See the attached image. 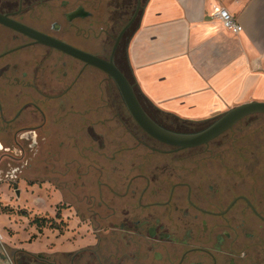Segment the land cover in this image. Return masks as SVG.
I'll list each match as a JSON object with an SVG mask.
<instances>
[{"label":"flooded vegetation","instance_id":"flooded-vegetation-1","mask_svg":"<svg viewBox=\"0 0 264 264\" xmlns=\"http://www.w3.org/2000/svg\"><path fill=\"white\" fill-rule=\"evenodd\" d=\"M41 2L47 4L48 0H31L29 4L33 7ZM117 3L122 14L129 13L130 0ZM136 5L134 0L130 18ZM5 6L0 13L10 14L12 19L27 25L21 4ZM50 14L47 7L38 18L45 20ZM68 14L63 15L66 21ZM60 30V26L52 24L50 33L44 34L54 37ZM39 46L0 25V153H5L6 160L12 161L10 153L22 157L25 142L36 146L38 141L58 139L56 122H48L42 108L56 115V99H64L61 107L72 101L70 93L88 78L84 71L92 68L78 61L82 68L73 81L59 96H53L51 87L56 88L55 81L51 79L48 83L41 78L42 66L47 65L36 55L34 48ZM62 75L66 78L68 74L64 71ZM40 98L54 99V104ZM25 99L29 100L22 103ZM36 116L41 117V122L34 125ZM95 129L89 124L71 128L75 136L68 141L78 145L80 141L88 142L90 136L99 154L98 147L103 144L99 143L101 136ZM43 131L48 136L39 139L37 133ZM241 131L238 128L233 132L236 135ZM222 135L188 149L168 146L149 137V141L168 150L143 144L150 152V159L125 189L107 186L105 191L97 189L96 195L90 196L97 198V202L92 199L88 207L103 211L95 219L99 224H107L108 231L103 229V234L93 231L91 238L82 239L83 246L55 252L50 261L40 260L42 264H264V140L245 142ZM191 150L195 151L191 156L193 169L185 177L183 163L187 160L176 155ZM154 156L160 160L154 161ZM6 165L10 167L9 163ZM20 167L12 168L11 173L20 172L24 165ZM3 171L0 169V181ZM69 195L75 196L73 192ZM68 207L74 209L71 203ZM57 216L60 218L61 214L56 208L55 218L59 219ZM57 234L60 235L58 231Z\"/></svg>","mask_w":264,"mask_h":264},{"label":"rangeland","instance_id":"rangeland-1","mask_svg":"<svg viewBox=\"0 0 264 264\" xmlns=\"http://www.w3.org/2000/svg\"><path fill=\"white\" fill-rule=\"evenodd\" d=\"M134 26L135 23L120 41L114 57L115 62H120L121 53ZM107 29V25H99L89 34L91 41L104 44L102 52H99L93 44L86 43L85 33L77 35L76 40L72 39V41L108 59L118 35L116 38L111 37ZM34 50L38 58L43 59L47 65L42 66V80L49 83V80L53 79L56 88L52 85L51 89L54 90L51 95L59 96L73 81L82 64L53 49L39 46ZM63 64L66 65L64 68ZM71 69L74 71L71 72ZM64 71L68 74L65 79L62 75ZM84 75L88 78L79 82L75 90L70 93L73 97L72 101L61 107L60 104L65 103L64 99L62 101L56 99L55 103L58 107L56 115L41 106L47 115V121L56 122L57 130L60 132L57 140L38 141L36 146L25 142L23 156L10 153L12 161L6 160L5 153H0V163H2L0 169L5 172L2 174L0 184H7L9 189L0 191V264H42L40 260L52 259L50 253L55 251L57 246L60 249L65 244H77L83 238H91L93 231L100 234H103V229L108 231L107 224H99L95 219L103 211L92 205L91 208L88 207L90 206L88 202L92 199L97 202V198L90 196L96 195L97 189L105 191L104 189H108L107 186L125 189L128 181L138 174L144 163L150 159V152L144 145L161 151L168 150L148 140L149 136L132 120L116 86L104 73L87 68ZM28 100L25 99L22 103ZM40 100L54 104V99L52 101L48 98H40ZM139 100L157 122L173 128L175 132L191 133L206 126L204 124L188 126L170 117L157 115L142 99ZM36 118L34 125L41 122V117L36 116ZM83 124L93 125L101 136L98 141L103 145L98 147L99 154L96 146L91 143L90 136L88 142L80 141L78 145L68 141L75 136L73 135L75 131L71 128ZM238 128L242 131L234 135L236 132L233 131ZM37 135L39 139L48 136L47 131ZM222 137L241 138L245 142L247 139L264 140V115H252ZM194 153L195 151L191 150L176 155L177 158L184 157L183 159L187 160L183 163L182 174L185 177L189 176V171L193 169L191 156ZM152 159L158 161L160 157L154 156ZM6 163H9L10 167ZM22 164L24 167L20 172L11 173L12 168L20 167ZM23 178L24 182L21 181ZM71 192L75 196L71 197L69 195ZM70 203L74 209L68 207ZM56 208L61 214L59 219L55 218ZM36 218H45L56 227L63 228L64 236L57 239L60 237L56 235L57 231L48 228L39 234L36 226L32 224ZM89 222L94 224L91 225ZM33 236L35 238L31 239Z\"/></svg>","mask_w":264,"mask_h":264},{"label":"crops","instance_id":"crops-1","mask_svg":"<svg viewBox=\"0 0 264 264\" xmlns=\"http://www.w3.org/2000/svg\"><path fill=\"white\" fill-rule=\"evenodd\" d=\"M30 1L0 0V9L21 4L29 27L50 33V26L57 24L61 30L54 38L101 56L72 39L85 33L86 43L104 51V44L91 41L89 34L107 25L110 0H48L33 7ZM140 1L135 26L115 64L155 114L182 123L209 124L236 106L264 103V0ZM47 7L51 14L39 20ZM78 8L88 13L84 17L88 19L64 20V14ZM220 9L235 18L242 28L239 34L220 25L216 16ZM2 189L9 190L7 184H1ZM84 244L80 240L60 249L56 245L50 254Z\"/></svg>","mask_w":264,"mask_h":264},{"label":"water","instance_id":"water-1","mask_svg":"<svg viewBox=\"0 0 264 264\" xmlns=\"http://www.w3.org/2000/svg\"><path fill=\"white\" fill-rule=\"evenodd\" d=\"M136 1V9L115 39L108 59H103L73 47L52 36L41 33L12 19V15L10 14L0 13V25L26 36L32 40L34 44L54 49L86 66L95 68L104 73L116 86L127 112L136 125L149 137L165 145L176 147L178 149L194 148L219 137L246 117L256 114L264 115V103H246L228 110L223 115L210 122L203 129L191 133L175 132L154 121L142 107L134 85L130 83V81L118 69L114 60L120 41L128 33L138 18L140 12V0ZM86 16H88V13L82 8H78L68 14L67 18L68 20H73L75 18H84ZM16 194H18V192H16Z\"/></svg>","mask_w":264,"mask_h":264},{"label":"trees","instance_id":"trees-1","mask_svg":"<svg viewBox=\"0 0 264 264\" xmlns=\"http://www.w3.org/2000/svg\"><path fill=\"white\" fill-rule=\"evenodd\" d=\"M130 2H131V5L129 7V13L122 14L121 9L118 7L119 5L117 3V0H110L107 32L108 34H111L110 35L111 37L116 38V36L119 34L121 29L125 26L128 19L130 18V13L132 12L134 0H130ZM151 118L153 119V117ZM153 120L156 121L155 119ZM157 123L165 127L164 124H161L160 122H157ZM183 124L188 125V126L201 125V124H194V123H183ZM57 218H59V216H57ZM32 224L36 226L39 234H41L45 228H48L50 230H57L60 235H63V228L56 227L53 223H51V221L46 220L45 218L44 219L36 218L34 221H32ZM34 238L35 236H33L31 239H34Z\"/></svg>","mask_w":264,"mask_h":264},{"label":"built area","instance_id":"built-area-1","mask_svg":"<svg viewBox=\"0 0 264 264\" xmlns=\"http://www.w3.org/2000/svg\"><path fill=\"white\" fill-rule=\"evenodd\" d=\"M217 19L220 25L227 31L234 35L242 31L241 26L237 23L235 18L225 9H220L217 13Z\"/></svg>","mask_w":264,"mask_h":264}]
</instances>
